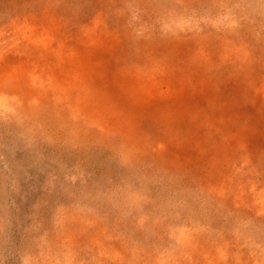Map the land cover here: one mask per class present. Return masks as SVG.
<instances>
[{
	"label": "rangeland",
	"instance_id": "374dc122",
	"mask_svg": "<svg viewBox=\"0 0 264 264\" xmlns=\"http://www.w3.org/2000/svg\"><path fill=\"white\" fill-rule=\"evenodd\" d=\"M0 264H264V0H0Z\"/></svg>",
	"mask_w": 264,
	"mask_h": 264
}]
</instances>
